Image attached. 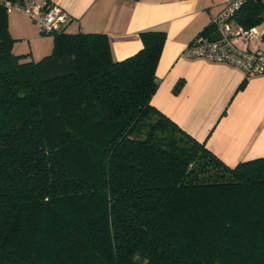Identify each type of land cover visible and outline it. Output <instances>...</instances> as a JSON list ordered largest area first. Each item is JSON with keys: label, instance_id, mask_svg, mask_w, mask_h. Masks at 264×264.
<instances>
[{"label": "trees", "instance_id": "obj_1", "mask_svg": "<svg viewBox=\"0 0 264 264\" xmlns=\"http://www.w3.org/2000/svg\"><path fill=\"white\" fill-rule=\"evenodd\" d=\"M49 34L25 59L0 5V264H264V155L228 165L151 104L165 32L119 60L102 32Z\"/></svg>", "mask_w": 264, "mask_h": 264}, {"label": "crops", "instance_id": "obj_2", "mask_svg": "<svg viewBox=\"0 0 264 264\" xmlns=\"http://www.w3.org/2000/svg\"><path fill=\"white\" fill-rule=\"evenodd\" d=\"M70 16L68 32H102L115 59L142 43L139 32L159 29L165 40L155 68L158 86L151 104L228 165L264 155V73L245 75L237 66L205 58H187L184 47L208 25L228 0H46ZM263 20L258 24L264 29ZM233 25L242 26L236 18ZM13 50L37 60L52 48L24 13L8 15ZM253 39L251 44H256ZM181 82L179 88L175 85ZM244 81L239 87L240 82Z\"/></svg>", "mask_w": 264, "mask_h": 264}, {"label": "built area", "instance_id": "obj_3", "mask_svg": "<svg viewBox=\"0 0 264 264\" xmlns=\"http://www.w3.org/2000/svg\"><path fill=\"white\" fill-rule=\"evenodd\" d=\"M247 1L250 0H228L213 18V25L215 30H219L220 37L211 39L198 34L184 47L182 55L226 62L239 67L245 75L264 73V29L257 25H233L231 22ZM0 5L7 11L24 13L41 33L58 31L70 20L63 8L46 0H0ZM253 39H257V43L250 45Z\"/></svg>", "mask_w": 264, "mask_h": 264}, {"label": "water", "instance_id": "obj_4", "mask_svg": "<svg viewBox=\"0 0 264 264\" xmlns=\"http://www.w3.org/2000/svg\"><path fill=\"white\" fill-rule=\"evenodd\" d=\"M220 37V32H219V30H215V31H213L211 34H210V38L211 39H217V38H219Z\"/></svg>", "mask_w": 264, "mask_h": 264}, {"label": "rangeland", "instance_id": "obj_5", "mask_svg": "<svg viewBox=\"0 0 264 264\" xmlns=\"http://www.w3.org/2000/svg\"><path fill=\"white\" fill-rule=\"evenodd\" d=\"M14 12V10H12V11H8V15L10 14H12ZM259 25H257V27H258Z\"/></svg>", "mask_w": 264, "mask_h": 264}]
</instances>
